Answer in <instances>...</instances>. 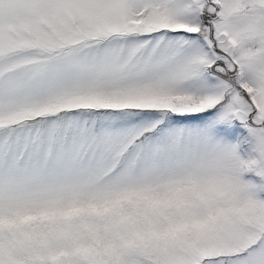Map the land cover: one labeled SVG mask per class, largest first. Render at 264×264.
<instances>
[{
  "label": "snow or ice",
  "instance_id": "snow-or-ice-1",
  "mask_svg": "<svg viewBox=\"0 0 264 264\" xmlns=\"http://www.w3.org/2000/svg\"><path fill=\"white\" fill-rule=\"evenodd\" d=\"M0 264H264V0H0Z\"/></svg>",
  "mask_w": 264,
  "mask_h": 264
}]
</instances>
